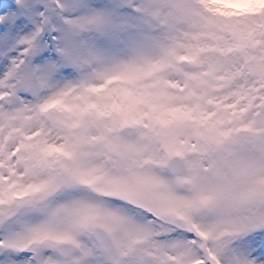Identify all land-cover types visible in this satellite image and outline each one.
Returning <instances> with one entry per match:
<instances>
[{"label":"snow or ice","instance_id":"obj_1","mask_svg":"<svg viewBox=\"0 0 264 264\" xmlns=\"http://www.w3.org/2000/svg\"><path fill=\"white\" fill-rule=\"evenodd\" d=\"M0 264H264V0H0Z\"/></svg>","mask_w":264,"mask_h":264}]
</instances>
